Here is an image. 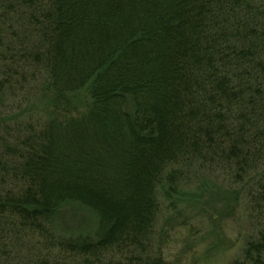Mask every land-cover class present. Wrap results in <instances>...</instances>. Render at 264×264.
<instances>
[{"label": "trees", "instance_id": "obj_1", "mask_svg": "<svg viewBox=\"0 0 264 264\" xmlns=\"http://www.w3.org/2000/svg\"><path fill=\"white\" fill-rule=\"evenodd\" d=\"M202 173L264 264V0H0V264H170L159 189Z\"/></svg>", "mask_w": 264, "mask_h": 264}, {"label": "rangeland", "instance_id": "obj_2", "mask_svg": "<svg viewBox=\"0 0 264 264\" xmlns=\"http://www.w3.org/2000/svg\"><path fill=\"white\" fill-rule=\"evenodd\" d=\"M77 95L83 103L90 100L88 88ZM237 189L241 188L228 184L216 173H202L192 186L184 185L175 194L159 189L162 210L156 237L169 241L164 254L170 264H231L240 254L248 227H244V202L235 201L229 194ZM226 203L227 212L223 210ZM185 214L190 215V227L182 223ZM97 218V213L88 207L67 203L59 211L58 229L66 234L89 231L96 226Z\"/></svg>", "mask_w": 264, "mask_h": 264}]
</instances>
